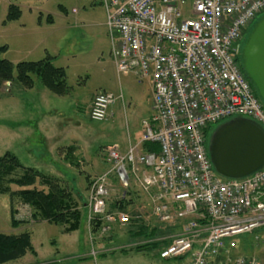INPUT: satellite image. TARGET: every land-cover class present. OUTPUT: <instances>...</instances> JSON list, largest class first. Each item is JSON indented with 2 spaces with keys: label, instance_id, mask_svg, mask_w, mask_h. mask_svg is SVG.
<instances>
[{
  "label": "built area",
  "instance_id": "built-area-1",
  "mask_svg": "<svg viewBox=\"0 0 264 264\" xmlns=\"http://www.w3.org/2000/svg\"><path fill=\"white\" fill-rule=\"evenodd\" d=\"M102 3L117 72L152 81L153 115L143 122L138 146L108 148L110 170L91 185L88 223L103 222L104 233L130 224L128 213L109 210L115 176L126 190L138 182L162 222L182 223L162 260L190 254V264H259L231 252L242 236L264 243V169L241 180L220 177L206 132L235 118L264 129V105L237 60L246 32L264 14V0ZM118 101L114 93L98 94L90 119L105 121ZM145 143L158 145V152H143Z\"/></svg>",
  "mask_w": 264,
  "mask_h": 264
},
{
  "label": "rangeland",
  "instance_id": "rangeland-1",
  "mask_svg": "<svg viewBox=\"0 0 264 264\" xmlns=\"http://www.w3.org/2000/svg\"><path fill=\"white\" fill-rule=\"evenodd\" d=\"M12 5L21 11L15 21L8 20ZM263 17L259 16L246 32L238 46L239 54ZM107 22L102 0H0V49L6 48L2 59L17 66L51 57L55 67L66 70L69 87L68 95L58 96L36 76L32 77L33 89L22 87L16 80L0 82V157L7 152L14 154L24 167L55 177L63 187L75 190L77 201L84 203L80 204V229L67 234L64 227L33 220L30 207L20 200L0 195V233L18 235L21 230L28 231L37 254L7 264H190V254L173 260L160 258L183 225L155 217L150 199L138 182L132 181L126 190L115 176L111 177L109 210H118L126 198V211L121 212L129 214L130 224H114L104 233L103 222L88 223L91 184L110 170L105 161L108 148L118 146L125 151L141 143L143 122L153 115L152 81L134 74H118ZM100 93H114L120 101L111 107L105 121L94 122L89 110ZM15 125H20L18 132L27 128L22 131L26 137L17 136ZM219 125H212V130ZM206 146L209 150V140ZM70 148H75L79 166L65 160ZM11 208L16 210V220L27 222L25 225L12 226ZM95 223L100 224L98 229ZM140 225L146 226L148 234L152 230L162 233L159 241L164 244L146 250L145 245L152 241L137 235ZM237 244L232 258L253 257L264 264L263 242L254 236H242Z\"/></svg>",
  "mask_w": 264,
  "mask_h": 264
},
{
  "label": "trees",
  "instance_id": "trees-1",
  "mask_svg": "<svg viewBox=\"0 0 264 264\" xmlns=\"http://www.w3.org/2000/svg\"><path fill=\"white\" fill-rule=\"evenodd\" d=\"M20 16V9L15 5L10 6L8 20L15 21ZM5 50L6 48L0 49V82L12 83L16 80L22 87L33 89L35 81L32 77L36 76L43 86L53 94L58 96L69 94L67 72L63 68L55 67L51 57L38 62H22L14 66L11 62L2 59L1 54ZM237 60L239 63L241 62L240 56H238ZM15 71L17 72L16 78ZM216 128L214 130H212V127L208 128L206 132L208 140ZM143 149L144 152H158L159 146L145 143ZM74 150L75 148L69 149L65 160L74 166H79V160L74 158ZM12 187L18 190L13 191ZM0 195H8L11 200L18 199L25 206L30 207L33 220H44L64 227L67 234L77 232L80 229L82 221L81 203L75 197L77 196L75 190L71 191L63 187L61 182L55 177L46 175L34 168L24 167L20 160L9 152L0 157ZM78 198L83 202L81 195H78ZM125 199L123 198L117 206L118 210L126 211L128 204H125ZM11 214L13 227H19L27 223L16 220V210L14 208H11ZM95 226L98 229L100 224L95 223ZM137 235L152 241L145 245L147 247L146 250L157 248L158 245L164 244V241H159L163 238V234L157 230H152L148 234L146 226L140 225ZM28 254L37 255L31 234L28 231L18 235L0 233V264L21 260Z\"/></svg>",
  "mask_w": 264,
  "mask_h": 264
},
{
  "label": "water",
  "instance_id": "water-1",
  "mask_svg": "<svg viewBox=\"0 0 264 264\" xmlns=\"http://www.w3.org/2000/svg\"><path fill=\"white\" fill-rule=\"evenodd\" d=\"M241 65L264 105V17L242 48ZM209 155L220 177L229 180L250 177L264 169V129L246 118L230 120L213 132Z\"/></svg>",
  "mask_w": 264,
  "mask_h": 264
},
{
  "label": "crops",
  "instance_id": "crops-1",
  "mask_svg": "<svg viewBox=\"0 0 264 264\" xmlns=\"http://www.w3.org/2000/svg\"><path fill=\"white\" fill-rule=\"evenodd\" d=\"M152 92H153V90H152ZM91 107H92V104H91ZM91 107H90V110H91ZM90 110H89V111H90ZM111 113H112V112H111ZM5 125H7V124H5ZM19 126H20V125H15V126H13L14 130L17 131V127H19ZM30 128H31V127H30ZM39 128H40L41 131H42V127H39V125H38V129H39ZM26 129H27V128H26ZM26 129H25V130H26ZM25 130H21V132H18V131H17V136H20V137H23V138L26 137V136H22V131H25ZM42 132H43V131H42ZM33 133H34V129H33ZM25 134H26V132H25ZM139 144H140V142H139L138 144L130 145V146H138ZM130 146H129V147H130ZM117 147H118V146H117ZM126 149H127V148H126ZM126 149H124V150H126ZM140 149H141L142 151H144L143 146H141ZM74 151H75V150H74ZM18 231H20V230H18ZM23 232H25V231H24V230H23V231L21 230V232H20L19 234H21V233H23Z\"/></svg>",
  "mask_w": 264,
  "mask_h": 264
}]
</instances>
